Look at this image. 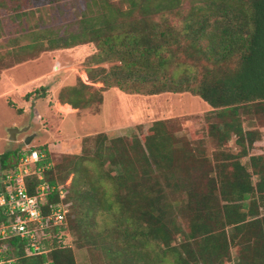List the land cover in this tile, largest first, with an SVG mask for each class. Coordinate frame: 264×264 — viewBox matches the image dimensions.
I'll use <instances>...</instances> for the list:
<instances>
[{
  "label": "trees",
  "instance_id": "trees-1",
  "mask_svg": "<svg viewBox=\"0 0 264 264\" xmlns=\"http://www.w3.org/2000/svg\"><path fill=\"white\" fill-rule=\"evenodd\" d=\"M234 1L241 4L215 3L214 7L222 14L189 20L185 25V39L190 40L189 44L198 45L208 39L207 46L202 47L216 63L234 56L237 58L236 66L223 76H211L208 72L200 76L190 70L177 77L168 72L166 65L179 53L169 41L175 36V28L166 20H153L151 25L146 22V31L142 34L132 30L116 35L106 27L85 25L82 31L52 39V43L60 45L59 48L94 42L99 48L95 55L99 61L117 60L119 63L109 69L90 70V80L101 82L103 89L118 87L126 93L144 94L190 91L200 96L213 111H218L225 126L224 129L220 124L214 125L219 143L224 144L235 135L241 147L240 152L229 153L227 158L216 154L214 164L205 158L202 166L196 168L183 149H167L169 138L162 132L163 120L155 122L154 132L145 142L135 137L128 145L123 137H119L108 144L106 134H100L104 139L100 141L96 159L116 187L118 199L116 204L110 201L104 209L110 212L120 207V211L115 212L118 237L104 244L113 259L112 264H164L168 252L155 245L158 237L165 246L172 245L170 251L176 254L174 264L219 263L230 256L232 246L239 248L236 264H264V153L252 154L248 164L241 161V157L249 155L248 147L258 140L257 136H264L260 131L246 130L241 120L242 114L264 115V0ZM221 20L230 22L223 25ZM194 49L201 51L197 47ZM91 87L92 84L82 83L81 87H70L68 94L62 90L60 101L74 108L86 107L90 103L83 102V93ZM38 93L39 90L27 96ZM18 111L22 113L23 110ZM118 146L124 147V151H119ZM111 147H115L114 150ZM39 150L50 160L47 146ZM21 152L10 149L2 153L0 170L15 167ZM87 160L76 158L66 174H57L58 165L46 174L51 184L73 174L68 193L72 209L67 224L55 232L73 227L76 220L74 207L79 200L76 193L89 199L93 206L98 202L95 186L85 177L89 172L85 164ZM106 166L111 169L107 170ZM192 170L198 172L197 177L191 176ZM180 171L185 174H179ZM157 172L167 178L169 187L175 186L186 194L184 206L188 214V230L170 216L168 211L174 205L163 202L164 190H156L153 180ZM80 185L89 186L88 192H82L86 190H80ZM124 195L130 196L134 208L126 205ZM78 221L82 222V218ZM82 229L86 234L84 224ZM176 234L184 238L181 247L173 246ZM13 242L19 245L22 254L23 241L15 239ZM71 248L61 246L55 237L54 249L49 255L27 257L22 264H44L48 260L52 264H76Z\"/></svg>",
  "mask_w": 264,
  "mask_h": 264
},
{
  "label": "rangeland",
  "instance_id": "rangeland-1",
  "mask_svg": "<svg viewBox=\"0 0 264 264\" xmlns=\"http://www.w3.org/2000/svg\"><path fill=\"white\" fill-rule=\"evenodd\" d=\"M218 2L241 4L234 0H0V156L10 149L22 151L47 146L50 159L59 166L57 174L69 172L76 158H88L84 161L89 169L85 177L95 186L98 202L93 206L89 199L75 194L79 198L74 207L76 220L69 229L68 240L72 242L76 264H112L113 259L104 244L118 237L115 212H119L120 207L110 212L104 209L110 201L116 204L118 199L116 187L96 159L100 141L104 139L100 134H106L108 144L119 137H123L128 145L135 137L145 142L154 132L155 122L163 120L162 132L169 138L167 149H183L196 168L202 166L205 158L214 164L216 154L227 158L229 153L240 152L241 147L235 135L226 143H219L214 125L220 124L224 129L225 126L218 111H213L212 106L209 109L200 96L190 91L144 94L126 93L118 87L103 89L101 82L90 80V70L109 69L119 63L117 60L99 61V57H95L99 48L94 42L59 48L52 39L82 31L85 25L106 27L116 35L132 30L142 34L146 31V22L151 25L153 20H166L175 28V36L169 41L179 53L166 65L168 72L177 77L190 70L200 76L207 72L211 76H223L236 66L235 56L216 63L203 50L208 39L202 40V45H191L190 40L185 39V25L189 20L222 14L214 7ZM229 22L222 21L223 25ZM34 79L36 83L30 84ZM82 83L93 86L83 93V102L90 103L88 106L76 109L60 101L62 90L68 94L70 87H81ZM37 90V95L27 96ZM18 109H22V113ZM241 120L246 130L254 129L264 134L263 114H242ZM11 129L16 130L14 141L10 139ZM30 135L34 138L26 144ZM257 138L248 147L249 155L241 157L244 164L249 163L252 154L264 153V136ZM111 148L114 150L115 147ZM118 148L124 151V147ZM206 163L209 166V162ZM3 171L6 170H0ZM84 173L85 169L80 172V178ZM154 175L156 190H164L163 202L174 205L168 211L170 216L188 230L184 206L186 194L175 186L169 187L167 178L159 172ZM197 175L198 172L192 170L191 176ZM2 178L0 175V181ZM79 189L88 192L89 186L80 185ZM129 198L124 195L126 205L134 208ZM134 217L137 218V214ZM79 218L83 223L78 221ZM83 224L87 228L86 234ZM156 240L158 244L155 241V245L168 252L164 264H174L176 254L170 251L172 245L165 246L159 237ZM183 242L182 235H174L173 246L181 247ZM238 249L232 246L230 256L215 264H236Z\"/></svg>",
  "mask_w": 264,
  "mask_h": 264
},
{
  "label": "built area",
  "instance_id": "built-area-1",
  "mask_svg": "<svg viewBox=\"0 0 264 264\" xmlns=\"http://www.w3.org/2000/svg\"><path fill=\"white\" fill-rule=\"evenodd\" d=\"M54 167L51 159L32 147L22 150L15 167L0 172V264H22L24 258L49 255L55 237L61 246L72 247L69 229L55 230L67 224L72 209L68 193L73 174L51 184L46 174ZM15 239L23 241L22 254Z\"/></svg>",
  "mask_w": 264,
  "mask_h": 264
},
{
  "label": "water",
  "instance_id": "water-1",
  "mask_svg": "<svg viewBox=\"0 0 264 264\" xmlns=\"http://www.w3.org/2000/svg\"><path fill=\"white\" fill-rule=\"evenodd\" d=\"M10 134H11L10 139L12 141L16 140V137H17L16 130L15 129H11L10 130ZM33 138H34L33 135L28 136L26 141H25L26 144H30V142L33 140ZM2 185H3L2 182H0V187H3Z\"/></svg>",
  "mask_w": 264,
  "mask_h": 264
},
{
  "label": "crops",
  "instance_id": "crops-1",
  "mask_svg": "<svg viewBox=\"0 0 264 264\" xmlns=\"http://www.w3.org/2000/svg\"><path fill=\"white\" fill-rule=\"evenodd\" d=\"M7 79H8V81L10 82L9 78H7ZM34 81H37V80L34 79L33 81L30 82V84L33 83ZM35 83H36V82H34V84H35ZM65 104H67V105H71V104H69V103H65ZM207 105H208V107H209V109H210L211 105H210L209 103H207ZM71 106H72V105H71ZM72 107H73V106H72ZM73 108H74V107H73ZM211 108H212V107H211ZM76 109H77V108H76ZM16 138H17V137H16ZM41 144H42V143H41ZM43 144H44V143H43ZM49 146L51 147V144H50V143H49Z\"/></svg>",
  "mask_w": 264,
  "mask_h": 264
}]
</instances>
